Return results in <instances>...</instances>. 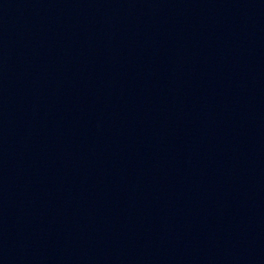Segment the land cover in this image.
Instances as JSON below:
<instances>
[{"label": "water", "instance_id": "water-1", "mask_svg": "<svg viewBox=\"0 0 264 264\" xmlns=\"http://www.w3.org/2000/svg\"><path fill=\"white\" fill-rule=\"evenodd\" d=\"M0 264H264V0H0Z\"/></svg>", "mask_w": 264, "mask_h": 264}]
</instances>
